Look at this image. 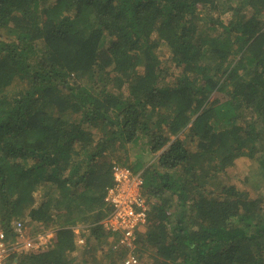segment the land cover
I'll return each instance as SVG.
<instances>
[{
    "label": "trees",
    "instance_id": "16d2710c",
    "mask_svg": "<svg viewBox=\"0 0 264 264\" xmlns=\"http://www.w3.org/2000/svg\"><path fill=\"white\" fill-rule=\"evenodd\" d=\"M241 158L264 171V0H0V219L52 232L18 264H123L113 163L143 177L136 264H264Z\"/></svg>",
    "mask_w": 264,
    "mask_h": 264
},
{
    "label": "built area",
    "instance_id": "2783aa9c",
    "mask_svg": "<svg viewBox=\"0 0 264 264\" xmlns=\"http://www.w3.org/2000/svg\"><path fill=\"white\" fill-rule=\"evenodd\" d=\"M142 185L140 170L133 172L121 163H113L112 184L104 195L111 210L101 223L106 230L113 232L112 250H127L123 264H136L137 258L133 254L135 240L138 232L144 231L149 224V206ZM12 228L18 234L15 238L7 236L0 219V264H18L19 255L41 250L48 239V232L29 236L23 232L20 221H15ZM77 241L82 242V238Z\"/></svg>",
    "mask_w": 264,
    "mask_h": 264
},
{
    "label": "rangeland",
    "instance_id": "374dc122",
    "mask_svg": "<svg viewBox=\"0 0 264 264\" xmlns=\"http://www.w3.org/2000/svg\"><path fill=\"white\" fill-rule=\"evenodd\" d=\"M240 4V2H238ZM225 96L222 93H213L210 97V101L213 104H216L223 100ZM140 143H142V139L139 140ZM138 149L136 148V145L130 144L128 145V152L125 155L126 160L128 163L134 162L136 159V152ZM124 155V154H123ZM231 175L230 180H228V183L236 186L237 188L241 189L244 187H255V189L263 190L264 192V171L255 163L249 161L247 158H241L240 161H238V166L236 169H231ZM143 186V185H142ZM146 197V196H145ZM148 202V201H147ZM149 206V204H148ZM24 232L27 233L29 236H32V234L37 233V225L35 222L33 223H24ZM32 230V231H31ZM31 231V232H30ZM79 234V238H82V236L79 233L78 229H75ZM31 234V235H30ZM51 234V235H50ZM52 236V232H48V239H46L45 244L42 249H44L48 243L49 237ZM84 240L82 239V242H77V246L74 251H72V255L77 256L78 253L81 251V247L83 246ZM103 264H106L104 262ZM117 264H121L120 262Z\"/></svg>",
    "mask_w": 264,
    "mask_h": 264
},
{
    "label": "crops",
    "instance_id": "0c3cea01",
    "mask_svg": "<svg viewBox=\"0 0 264 264\" xmlns=\"http://www.w3.org/2000/svg\"><path fill=\"white\" fill-rule=\"evenodd\" d=\"M76 233H78V232L76 231Z\"/></svg>",
    "mask_w": 264,
    "mask_h": 264
},
{
    "label": "clouds",
    "instance_id": "9594fccd",
    "mask_svg": "<svg viewBox=\"0 0 264 264\" xmlns=\"http://www.w3.org/2000/svg\"><path fill=\"white\" fill-rule=\"evenodd\" d=\"M78 242V241H77Z\"/></svg>",
    "mask_w": 264,
    "mask_h": 264
}]
</instances>
